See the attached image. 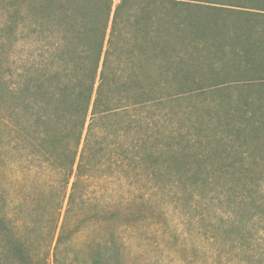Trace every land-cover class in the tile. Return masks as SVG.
I'll return each instance as SVG.
<instances>
[{
    "label": "trees",
    "instance_id": "16d2710c",
    "mask_svg": "<svg viewBox=\"0 0 264 264\" xmlns=\"http://www.w3.org/2000/svg\"><path fill=\"white\" fill-rule=\"evenodd\" d=\"M181 1L120 0L114 9L112 0L25 2L28 14L4 36L5 52L0 46V165L13 169L10 181L5 180L11 191L2 187L0 193V264H50L49 259L62 264L75 235L83 229L100 231L104 220L115 216L102 198L120 192L123 185L115 183L126 168L152 180L162 163L154 113L179 77L182 87L195 82L192 69L205 60L191 56L187 45L177 49L188 24L173 9L190 4ZM130 2L137 4L130 7ZM204 2L264 19V0ZM258 52L264 53V43ZM239 55L252 66V54ZM213 65L220 68L222 59ZM249 124L264 128L261 120L249 119ZM9 151L15 158H7ZM239 188L241 196L235 199L225 192L228 216L223 222L236 224L239 211L250 202L259 205L252 200L251 184ZM40 201L46 204L41 207ZM39 208L48 214L46 228ZM8 210L19 217L12 219ZM21 229L47 231L42 259L37 251L42 243L23 237ZM253 239L251 231L241 237L243 264L255 258ZM87 244L86 249L92 247L86 262L118 263L111 251L119 253L108 241Z\"/></svg>",
    "mask_w": 264,
    "mask_h": 264
},
{
    "label": "rangeland",
    "instance_id": "374dc122",
    "mask_svg": "<svg viewBox=\"0 0 264 264\" xmlns=\"http://www.w3.org/2000/svg\"><path fill=\"white\" fill-rule=\"evenodd\" d=\"M29 1L0 0L4 52V36L28 14L25 2ZM119 1L112 0L113 9ZM204 1L210 0L181 1L190 4L173 9L188 24L179 34L177 49L187 45L191 56L205 60L202 67L192 69L194 83L182 87L176 77V84L165 92L170 96L154 113L157 134H161L156 145L161 165L150 182L126 168L124 178L115 183L123 185L120 192L102 198L115 216L104 220L100 231L83 229L75 235L73 249H67L70 252L62 264H90L86 261L91 259L92 246L86 249L85 245L92 241H108L119 253L111 251L119 264H243L239 247L248 231L257 251L251 264L259 260L264 264V257L259 258L264 251V128L255 130L249 124V119L264 122V53L258 52L264 43V19L245 15L240 8ZM1 48L0 60L4 61ZM13 51L8 50L12 61ZM241 53L253 55L249 59L252 66L242 62L247 57ZM218 57L220 68L213 65ZM1 134L0 128V143ZM15 155L9 151L7 158ZM12 171L0 165V193L2 187L11 191L5 180L10 181ZM244 184H251L252 200L259 205L252 207L250 202L239 211L236 224L223 222L228 216L225 192L231 199L238 198ZM45 204L40 201L41 207ZM7 212L12 219L19 217L14 210ZM253 214L254 220L249 221ZM37 215L43 216L41 226L46 228L48 214L39 208ZM21 235L39 239V245L47 231L30 234L21 229ZM39 246L38 259H42L46 247Z\"/></svg>",
    "mask_w": 264,
    "mask_h": 264
}]
</instances>
